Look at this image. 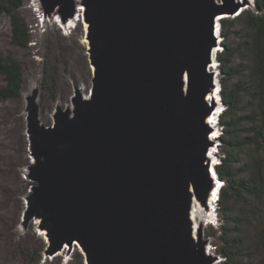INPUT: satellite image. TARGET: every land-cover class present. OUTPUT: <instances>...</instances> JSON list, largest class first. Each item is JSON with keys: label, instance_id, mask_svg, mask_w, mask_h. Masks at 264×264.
Wrapping results in <instances>:
<instances>
[{"label": "water", "instance_id": "water-1", "mask_svg": "<svg viewBox=\"0 0 264 264\" xmlns=\"http://www.w3.org/2000/svg\"><path fill=\"white\" fill-rule=\"evenodd\" d=\"M33 2L65 25L82 14L93 77L50 124L38 91L27 97L23 224L45 234L46 255L78 246L85 264H223L192 210L198 202L215 219L209 203L223 183L208 122L220 21L253 2Z\"/></svg>", "mask_w": 264, "mask_h": 264}, {"label": "rangeland", "instance_id": "rangeland-1", "mask_svg": "<svg viewBox=\"0 0 264 264\" xmlns=\"http://www.w3.org/2000/svg\"><path fill=\"white\" fill-rule=\"evenodd\" d=\"M254 1L251 0L253 4L246 5L243 10L250 8L256 11ZM21 14L32 30V42L25 49L13 45L10 17L0 13V51L6 55H14L24 69L22 96L0 102V264H85V256L78 246H74L71 250L64 248L55 255H46L45 234L39 232L34 221L27 225L23 224L25 195L29 188V181L25 178V168L30 162L26 133L27 97L38 91L40 117L43 122L50 124L57 105L66 106L70 103L76 86L82 87L84 93L89 92L93 73L87 53V43L84 41L85 24L81 22L77 27L66 30L52 19H43L35 10L33 0H24ZM244 37L243 28L237 25L229 38L238 51L234 59V63L238 66L242 61L239 56L240 44ZM221 44L222 47L217 48L216 54L223 50V43ZM215 62L214 68L218 70L220 78L219 62L217 59ZM247 62L246 60L245 63ZM218 81L220 83L219 79ZM2 84L3 78L0 76V86ZM223 108L224 106L220 107V113ZM218 117L220 118V115ZM221 128L219 124L215 129L218 130L219 137L211 148L216 153V164L220 163L222 153ZM239 211L236 208L234 213ZM213 213L215 219L207 215L203 217L205 224L203 231L205 237L210 239L211 252L219 255L223 262L224 258L216 249L217 245L221 244L220 235L223 225L222 216L217 211V202ZM208 221L212 223L208 224ZM257 229L255 224H250L248 242L254 245L253 248L256 250L252 249L251 253L253 258L258 260L260 248L256 247V242H253Z\"/></svg>", "mask_w": 264, "mask_h": 264}, {"label": "trees", "instance_id": "trees-1", "mask_svg": "<svg viewBox=\"0 0 264 264\" xmlns=\"http://www.w3.org/2000/svg\"><path fill=\"white\" fill-rule=\"evenodd\" d=\"M23 5L24 0H0V13L10 17L13 45L25 49L32 42V30L21 14ZM254 5L256 11L244 9L220 21L224 47L216 59L224 108L216 171L223 180L217 200L223 225L216 249L224 264H264V0H255ZM237 25L245 32L239 66L234 63L238 51L229 41ZM0 76V102L20 98L24 69L14 55L0 51ZM236 208L240 211L235 214ZM252 223L258 228L252 240L260 248L258 260L251 253L254 245L248 242Z\"/></svg>", "mask_w": 264, "mask_h": 264}, {"label": "bare ground", "instance_id": "bare-ground-1", "mask_svg": "<svg viewBox=\"0 0 264 264\" xmlns=\"http://www.w3.org/2000/svg\"><path fill=\"white\" fill-rule=\"evenodd\" d=\"M36 1L37 0H35V2ZM239 1H242V0H239ZM34 5H35V3H34ZM55 22L58 23L61 27H65L66 29H72L73 27H77V25L79 23L83 22V18H82V14L79 13V14L76 15V17L74 19L70 20L66 25L61 22V19L59 17H57L55 19ZM85 29H86V27H85ZM84 41L87 43V40H86L85 36H84ZM211 69H214V64L211 66ZM216 78H217V85H219L220 84L219 81H218L219 72H218ZM81 89L83 90V88H81ZM208 98H209V100H211V99L214 100L218 104V106L216 107L215 111L213 112V115L208 120V122L212 125V127H213V129L215 131L214 133H212L211 137H212V139L216 140L219 137L218 130H215V129H217L218 125H219L218 116L220 115V104H221V96H220L219 88H217L214 91V93L209 95ZM210 154L214 156V161H215V154L216 153H214V151L212 150L210 152ZM216 202H217V196L214 195L213 198H211V201L209 203L210 210L212 212H213L214 206L216 205ZM208 211L209 210L204 209L198 202H195L194 208L192 210V218L194 220L196 229H198L200 227V223H201L203 217H206V215H208V213H209ZM207 223L210 224V223H212V221H208ZM66 249H67V247H66ZM219 263H223V262L220 260Z\"/></svg>", "mask_w": 264, "mask_h": 264}, {"label": "clouds", "instance_id": "clouds-1", "mask_svg": "<svg viewBox=\"0 0 264 264\" xmlns=\"http://www.w3.org/2000/svg\"><path fill=\"white\" fill-rule=\"evenodd\" d=\"M237 16V15H236ZM220 25H221V22H220ZM220 34H221V28H220ZM216 57H217V54H216ZM219 92H220V88H219ZM221 114V113H220ZM219 118V117H218ZM219 120V119H218ZM212 151V150H211ZM223 184V183H222ZM222 186V185H221ZM219 197V196H218ZM218 197H217V200H218Z\"/></svg>", "mask_w": 264, "mask_h": 264}]
</instances>
